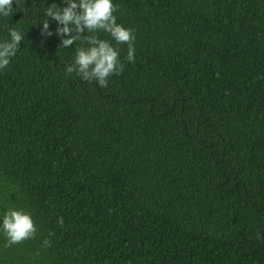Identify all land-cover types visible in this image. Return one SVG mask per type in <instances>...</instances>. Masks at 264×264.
Instances as JSON below:
<instances>
[{
    "label": "trees",
    "instance_id": "trees-1",
    "mask_svg": "<svg viewBox=\"0 0 264 264\" xmlns=\"http://www.w3.org/2000/svg\"><path fill=\"white\" fill-rule=\"evenodd\" d=\"M113 3L134 53L98 33L123 64L103 87L43 8L0 19L26 35L0 70V213L35 225L0 264H264V0Z\"/></svg>",
    "mask_w": 264,
    "mask_h": 264
},
{
    "label": "clouds",
    "instance_id": "clouds-1",
    "mask_svg": "<svg viewBox=\"0 0 264 264\" xmlns=\"http://www.w3.org/2000/svg\"><path fill=\"white\" fill-rule=\"evenodd\" d=\"M41 8L43 5L37 6L36 0H0V19H10L13 13L20 12L35 23V14ZM115 9L113 0H63L61 6L51 4L43 8L45 16L56 22L58 47L68 48L79 42L72 62L65 68L67 73L75 72L82 79L95 80L101 87L110 75L119 74L123 68L119 53L109 40L98 38L100 32L108 34L116 44H127L126 60L133 61L132 30L116 22ZM39 23L41 36H50L48 20L40 18ZM25 39V32L19 27H7L6 36L0 38V70L10 64ZM34 232L31 214L22 208L8 207L0 213V234L6 247L31 238Z\"/></svg>",
    "mask_w": 264,
    "mask_h": 264
}]
</instances>
